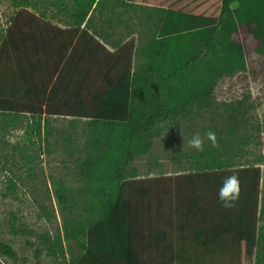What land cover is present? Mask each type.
Wrapping results in <instances>:
<instances>
[{
    "label": "trees",
    "instance_id": "16d2710c",
    "mask_svg": "<svg viewBox=\"0 0 264 264\" xmlns=\"http://www.w3.org/2000/svg\"><path fill=\"white\" fill-rule=\"evenodd\" d=\"M104 1L57 0L67 28L16 3L6 32L16 81L8 96H0V111L28 113L38 136L43 117L88 120L90 136L78 173L90 220L83 232L68 231L69 238L76 232L85 240L79 257L62 264H142L143 248L156 252L157 264H218L212 258H179L180 250L197 254V247L200 253L252 264L260 243L258 167L220 170L210 165L165 189L159 179L137 180L126 168L149 150L156 129L208 102L215 78L231 77L245 70L255 54H264V0H135L158 4L156 27L140 49L136 68L131 43L108 52L88 31L92 13ZM233 174L240 180V196L235 207L226 209L217 192ZM58 201L66 204L69 198L59 195ZM147 208L145 217L141 212ZM204 210L213 219L211 230ZM162 221L166 229H160ZM173 234L178 242L189 239L197 246L179 248ZM226 236L232 246L220 242ZM210 243L213 248H207Z\"/></svg>",
    "mask_w": 264,
    "mask_h": 264
},
{
    "label": "rangeland",
    "instance_id": "374dc122",
    "mask_svg": "<svg viewBox=\"0 0 264 264\" xmlns=\"http://www.w3.org/2000/svg\"><path fill=\"white\" fill-rule=\"evenodd\" d=\"M24 1L0 0V96L3 97L12 92L16 81L6 32L18 11L16 3ZM23 5H27L25 8L31 14L56 27L69 25L65 9L57 0H27ZM99 8L92 13L88 29L104 42L105 49L116 51L131 43L135 36L139 42L144 27L126 23L127 9L119 8L110 13ZM154 9L152 6L142 11L151 17L149 31L155 26ZM263 22L262 17L260 27ZM263 33L261 30V40H264ZM260 55L255 54L245 70L231 77L215 78L208 102L193 108L189 114L178 116L166 127L156 129L149 150L126 168L137 180L159 179L158 186L165 189L182 183L187 174L208 171L210 165H219L220 170L258 167L261 174L256 235L260 243L252 264H264V54ZM138 63L135 58L133 67ZM18 100L22 101V97ZM41 119L38 136L32 128L34 119L28 113L0 111V264L68 263L79 257L85 240L76 232L73 239L69 238L68 231L80 228L83 232L90 220L84 209L86 192L78 173V163L90 136L88 120L52 116ZM208 131L215 132L218 146L213 147L207 140ZM194 134L204 138L203 151L188 146ZM213 170L217 169L209 171ZM59 195L68 197L69 202L61 205ZM204 211L206 225L211 230L213 219L208 210ZM148 212L147 208L141 213L147 217ZM167 214L171 216L169 211ZM172 221L174 223L175 218L172 217ZM159 227L166 229V223L159 222ZM177 237L173 242H177L179 248L187 244L184 249L188 251L195 249L193 245L197 246L189 239L178 242ZM220 242L231 245L228 236L222 237ZM214 245L210 243L207 248ZM190 252L180 250L179 258L198 262L212 258L218 264L243 262L238 257L230 260L228 256L200 253L199 247L197 254ZM155 254L143 248L140 263L157 264L159 258Z\"/></svg>",
    "mask_w": 264,
    "mask_h": 264
},
{
    "label": "crops",
    "instance_id": "0c3cea01",
    "mask_svg": "<svg viewBox=\"0 0 264 264\" xmlns=\"http://www.w3.org/2000/svg\"><path fill=\"white\" fill-rule=\"evenodd\" d=\"M125 1V2H124ZM156 3L157 0H154ZM155 2H138V1H135V0H118L117 2L115 0H105L103 3H102V7L101 6H98L100 7L99 9L101 11H105V10H110V13L113 11V10H116V9H127V16L126 17V23H133L134 25H141V27H144L143 28V31L141 34H139V36H141V38L139 39V42L138 40H136V36L134 37L135 39H133V41H131V54H132V61H133V65L135 63V58H137V62H139L138 64L141 63V58L139 56L140 54V49L142 48V46L144 45L145 41L150 37L149 34H147L145 31H148V32H152V31H149L150 27L148 26L151 20V17L150 15H144V9H148V8H151L152 6L155 8V7H158ZM125 3V4H124ZM97 7V8H98ZM106 11V12H107ZM157 18V17H156ZM113 18H111L112 20ZM116 20H119V18H115V21ZM157 21V20H156ZM156 21H155V24H156ZM112 22V21H111ZM154 24V25H155ZM68 25L64 26V28H67ZM156 26H154V29H155ZM82 28V27H81ZM153 29V30H154ZM89 31V29H88ZM90 33V32H89ZM93 34V33H92ZM95 36V35H94ZM95 39L104 47L105 44L104 42L101 40V39H98L95 37ZM138 39V38H137ZM143 39L145 41H143ZM132 40V39H130ZM108 52L110 51L109 49H106ZM110 52H115V51H110Z\"/></svg>",
    "mask_w": 264,
    "mask_h": 264
},
{
    "label": "clouds",
    "instance_id": "9594fccd",
    "mask_svg": "<svg viewBox=\"0 0 264 264\" xmlns=\"http://www.w3.org/2000/svg\"><path fill=\"white\" fill-rule=\"evenodd\" d=\"M207 140L213 147L218 146L216 140V134L213 131H208L206 134ZM188 146L196 151L204 150V138L199 134H194L188 141ZM240 196V180L235 174L224 178L221 182V186L217 192V199L221 202L222 206L226 209L235 207L236 201Z\"/></svg>",
    "mask_w": 264,
    "mask_h": 264
}]
</instances>
